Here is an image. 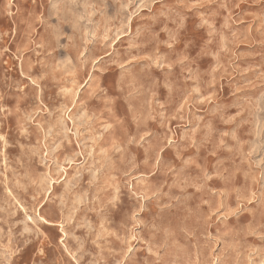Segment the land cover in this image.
<instances>
[{"label":"rangeland","instance_id":"obj_1","mask_svg":"<svg viewBox=\"0 0 264 264\" xmlns=\"http://www.w3.org/2000/svg\"><path fill=\"white\" fill-rule=\"evenodd\" d=\"M0 264H264V0H0Z\"/></svg>","mask_w":264,"mask_h":264}]
</instances>
